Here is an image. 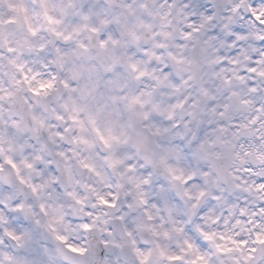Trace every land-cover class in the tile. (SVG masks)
<instances>
[{"label":"clouds","instance_id":"clouds-1","mask_svg":"<svg viewBox=\"0 0 264 264\" xmlns=\"http://www.w3.org/2000/svg\"><path fill=\"white\" fill-rule=\"evenodd\" d=\"M261 73L264 0H0V264H264Z\"/></svg>","mask_w":264,"mask_h":264},{"label":"snow or ice","instance_id":"snow-or-ice-1","mask_svg":"<svg viewBox=\"0 0 264 264\" xmlns=\"http://www.w3.org/2000/svg\"><path fill=\"white\" fill-rule=\"evenodd\" d=\"M252 71H255V69L253 68V69H251ZM262 75H264V73H261ZM85 227H88L87 225H85ZM209 238H211V237H209ZM61 239H63L62 237H61Z\"/></svg>","mask_w":264,"mask_h":264}]
</instances>
